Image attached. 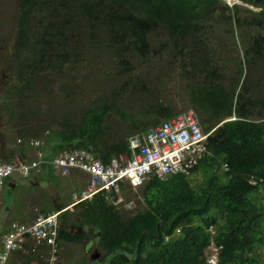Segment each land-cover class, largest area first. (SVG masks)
Masks as SVG:
<instances>
[{
    "label": "trees",
    "instance_id": "1",
    "mask_svg": "<svg viewBox=\"0 0 264 264\" xmlns=\"http://www.w3.org/2000/svg\"><path fill=\"white\" fill-rule=\"evenodd\" d=\"M237 1L255 10L242 19L237 16L238 5L226 7L231 13L224 32L229 26L244 25L255 34L243 52L242 65L236 64L239 79H231L229 87L224 86L218 67V53L224 47L213 41L211 22L221 15L214 11L218 0L21 1L17 52L27 51L32 58L38 56L36 59L71 60L78 65L83 64L82 56L104 57L106 66L133 76V55L149 61L153 54L168 53L172 64L180 60L179 69L190 81L191 110L202 131L207 134L214 129L206 138L204 156L189 175H170L163 180L150 177L139 187L142 211L127 217L125 210L120 212L98 193L79 203L75 212L60 216L58 244L79 243L83 234L94 235L103 251L96 264H208L206 254L211 248L217 264H264V121L250 116L252 112L263 116L259 107L264 108V103L250 100L247 75L240 84L241 67H248V58L253 62L264 58V0ZM151 35L164 40L154 47ZM215 46H220V51ZM232 57L236 62L237 54ZM32 64L28 60V66ZM107 70L105 74L110 72ZM138 84L145 90L140 81ZM72 86L68 83L63 88ZM18 92L16 89L15 94ZM147 99L152 101L153 97ZM115 104L101 97L73 121L69 113H61V128H52L59 116L51 114L48 128L38 127L34 133L19 137L25 141L17 150L18 156L27 158L29 141L38 140L43 142L39 149L47 157L85 150L107 163L130 151L128 139L120 138L112 145L104 141L111 134L104 124L106 116L115 113L129 119L133 131L145 132L179 114L156 100L154 105L141 108L146 121L138 123ZM75 226L87 231L68 230Z\"/></svg>",
    "mask_w": 264,
    "mask_h": 264
},
{
    "label": "rangeland",
    "instance_id": "2",
    "mask_svg": "<svg viewBox=\"0 0 264 264\" xmlns=\"http://www.w3.org/2000/svg\"><path fill=\"white\" fill-rule=\"evenodd\" d=\"M21 1L0 0V160L8 157L14 164L24 162L25 159H21L17 154V150L25 141L24 138H19L22 134L34 133L33 131H36L38 127L48 128L47 119L51 114L56 113L59 120H55L52 128H61V113H69V116H72L70 120L73 121L75 117L81 116L79 112L82 109L101 97H108L110 102H117L115 105L138 123L146 121L141 108L154 105L156 100L164 108L179 111L177 115L192 113L197 122V115L192 112V103L189 101L190 81L182 75V69H179L181 68L180 60L172 64L173 57L168 53L153 54L149 61H143L140 57L133 55L131 58L135 71L133 76L123 73L116 67L106 66L104 57L82 56L80 60L83 64L78 65L73 64L71 60L59 62L47 56L36 59L38 56L32 58L33 55L27 51L17 52ZM233 5L240 7L236 12L242 19L249 18V11L255 10L237 0H218L214 10L221 14L216 16L211 24L214 27L213 41L224 47V50L218 53L221 59L218 67L219 73L224 76L225 87L230 86L231 79H239L235 69L237 65H242L243 52L249 47L250 38L255 34L253 29L244 25L229 26L230 30L227 33L224 32L227 27L225 20L231 13L226 7L233 8ZM71 39L75 40L73 37ZM162 40L164 37L153 36L151 44L154 43V47H157ZM217 47L220 51L221 47ZM232 54L233 57L237 54L236 62L231 59ZM248 56L252 57V54L249 53ZM15 57L18 58L15 60ZM27 59L33 63L32 66H28ZM255 61L248 58L246 63L248 67L246 68L245 65L241 67L243 71L240 84L247 75L246 87L249 86L250 100L255 102L259 100L258 103H264V75L260 74L264 72V58L260 57ZM107 69L112 73L105 74ZM137 81L145 84V90L142 91ZM68 83L73 86L63 88V85ZM14 89L20 92L15 94ZM239 89L240 86L235 92L234 102ZM7 91H10L12 97L8 98L10 94ZM148 96L150 99L153 97L152 101L147 99ZM243 97L245 101L246 95ZM259 111L262 113L264 108L259 107ZM250 116L252 119L264 121V115L252 112ZM104 124L111 133L104 141L110 145L120 138L125 140L139 134L133 131L134 128L130 126L129 119L124 120L115 113L106 116ZM27 154L28 159L35 158L34 148H30ZM15 178V189L4 187L0 191V238L12 223H29L35 215L42 213L44 208L49 211L60 209L68 203L70 195L78 192L85 183L73 176L60 175L46 165L40 166L39 173L35 172L31 177ZM192 184L195 185L196 182ZM119 197L120 202L115 205L120 212L125 210L127 217L144 209L140 188H126ZM59 201L62 202L60 205ZM128 203L131 205L128 206ZM70 217L75 219V216ZM68 230L72 233L87 231L78 226L69 227ZM83 235L85 237L79 243L59 244L58 264H96L102 257L103 251L98 246L94 235L89 233ZM94 255H97L96 259H92ZM16 259L21 264H31L35 257L17 254Z\"/></svg>",
    "mask_w": 264,
    "mask_h": 264
},
{
    "label": "built area",
    "instance_id": "3",
    "mask_svg": "<svg viewBox=\"0 0 264 264\" xmlns=\"http://www.w3.org/2000/svg\"><path fill=\"white\" fill-rule=\"evenodd\" d=\"M206 137L192 113H185L131 136L128 139L130 153L107 163L85 150H74L50 159L38 152L36 158L18 164L0 160V191L15 176H28L38 171L42 164L64 176L74 169L87 175L85 186L71 195V202L64 209L37 214L29 223H12L8 227L0 238V264H7L11 254L16 252L36 255L32 264H58L57 228L63 211L73 212L75 205L98 193L114 204L119 203L124 186L140 187L150 177L163 180L170 175L189 174L205 154ZM113 196L117 197L115 201Z\"/></svg>",
    "mask_w": 264,
    "mask_h": 264
},
{
    "label": "clouds",
    "instance_id": "4",
    "mask_svg": "<svg viewBox=\"0 0 264 264\" xmlns=\"http://www.w3.org/2000/svg\"><path fill=\"white\" fill-rule=\"evenodd\" d=\"M233 120H234V118H232ZM227 120H231V119H226L225 121H227ZM164 121V120H163ZM162 122V121H161ZM158 125V124H157ZM156 125V126H157ZM155 127V126H154ZM154 127H152V128H154ZM152 128H150V129H152ZM201 128V127H200ZM150 129H148L147 131H149ZM202 130V129H201ZM214 130V129H213ZM213 130H211L209 133H207L206 135L208 136ZM147 131H145V132H147ZM138 132V131H137ZM141 133H144V132H139V134H141ZM204 133V132H203ZM205 134V133H204ZM207 138V137H206ZM33 141H31V142H29V144H31ZM128 146H129V141H128ZM40 147H37V148H35L34 150H35V158H36V154L39 152V153H41L42 155H43V157L45 158V159H50V158H52V157H54V155L53 156H51V157H47V156H45L44 155V153L39 149ZM74 151V150H73ZM69 152H71V151H69ZM69 152H62V153H60V154H63V153H69ZM57 155H59V154H57ZM57 155H55V156H57ZM118 157V156H117ZM113 158H115V157H113ZM23 159H25V161H28V160H31V159H28V157L27 158H23ZM34 159V158H33ZM2 161H4V160H2ZM6 162V161H5ZM7 162H9V161H7ZM42 165H45V164H42ZM41 165V166H42ZM46 166H48V165H46ZM51 167V166H50ZM193 169V168H192ZM75 170V169H74ZM225 170H226V168H225ZM191 171V170H190ZM39 173V170L38 171H32L28 176H24V177H26V178H28V177H31L34 173ZM82 172V171H81ZM57 173V172H56ZM84 173V172H83ZM189 174H190V172H189ZM189 174H185V175H189ZM69 175V174H68ZM66 176V175H65ZM87 176V175H86ZM15 177H17V176H15ZM13 178L12 179V181L11 182H9V183H13V182H15V179L16 178ZM19 177V176H18ZM165 179V178H164ZM86 184V183H85ZM85 186V185H84ZM142 186V185H141ZM140 186V187H141ZM126 188H131V187H128V186H124L122 189L123 190H125ZM137 188H139V187H137ZM137 188H132V189H137ZM122 190V191H123ZM122 191H121V193H122ZM79 192V191H78ZM73 193H76V192H73ZM72 193V194H73ZM71 194V195H72ZM71 195H70V199H71ZM117 198V197H116ZM86 201H88V200H86ZM109 202H111V203H113V201H110V200H108ZM70 202H71V200H70ZM81 203V202H80ZM70 204V203H69ZM69 204H67V205H65L64 207L62 206L60 209H55V210H62V209H64L66 206H68ZM79 204V203H78ZM77 204V205H78ZM114 204V203H113ZM130 203H128V205H129ZM77 205H75V207L77 206ZM127 205V204H126ZM75 207H74V209H75ZM55 210H51V211H55ZM51 211H47V212H44V211H41L42 213H38V214H47V213H49V212H51ZM74 211V210H73ZM64 212H69V211H63L62 213H61V215L64 213ZM72 213V212H71ZM60 215V216H61ZM36 216V215H35ZM35 216H34V218H35ZM60 216H59V221H58V228H57V230H59V227H60ZM33 218V219H34ZM32 219V220H33ZM24 224V223H23ZM26 224V223H25ZM11 225V224H10ZM57 237H58V235H57ZM57 241V240H56ZM57 244H58V242H57ZM58 247H59V249H60V246H59V244H58ZM212 250H214L213 248H211ZM17 254H23V255H29V257H31V258H34L35 257V259L32 261V263L34 262V261H36V255H32V254H25V253H20V252H16V253H13V254H11V256L12 255H17ZM10 258V257H9ZM31 263V264H32ZM207 263L208 264H217V258H216V252L214 251H210V250H208V253H207Z\"/></svg>",
    "mask_w": 264,
    "mask_h": 264
},
{
    "label": "crops",
    "instance_id": "5",
    "mask_svg": "<svg viewBox=\"0 0 264 264\" xmlns=\"http://www.w3.org/2000/svg\"><path fill=\"white\" fill-rule=\"evenodd\" d=\"M66 176H73L74 178H78V179H80V180H82V181H84L85 183H86V180H87V176H86V174L85 173H83V172H81V171H79V170H72L70 173H69V175H66ZM18 177V176H17ZM79 181V180H78ZM85 183H84V185H85ZM84 185L82 186V188L84 187ZM15 186H16V179H15V182H13V183H6V185L4 186V187H8V188H11V189H15ZM3 187V188H4ZM2 188V189H3ZM81 188V189H82ZM69 199V201H68V203L67 204H69L70 203V198H68ZM62 202L61 201H59V205L61 204ZM67 204H65V205H67ZM64 205V206H65ZM63 206V207H64ZM42 210H45L44 212H47L48 211V209H46V208H44V209H42ZM18 258V257H17ZM7 264H21L17 259H16V255H12V256H10V258L8 259V261H7Z\"/></svg>",
    "mask_w": 264,
    "mask_h": 264
},
{
    "label": "bare ground",
    "instance_id": "6",
    "mask_svg": "<svg viewBox=\"0 0 264 264\" xmlns=\"http://www.w3.org/2000/svg\"><path fill=\"white\" fill-rule=\"evenodd\" d=\"M227 1H232V0H227ZM228 29V28H227ZM245 69V68H244ZM145 85V84H144ZM185 114V113H184ZM170 119V118H169ZM167 120V119H166ZM197 120V119H196ZM198 122V121H197ZM248 129V128H247ZM142 132V131H141ZM138 134V133H137ZM136 135V134H135ZM133 136V135H132ZM127 139H129V138H127ZM29 142H31V141H29ZM34 143H37V145L36 146H33V145H31V144H29V146H32L34 149L35 148H37V147H41L42 145H43V142H40V141H33ZM31 147V148H32ZM129 147V146H128ZM50 167V166H49ZM148 182V181H147ZM253 198V197H252ZM241 204V203H240ZM77 207V206H76ZM114 208V207H113ZM82 231V230H81ZM60 243V242H59ZM207 255V254H206Z\"/></svg>",
    "mask_w": 264,
    "mask_h": 264
},
{
    "label": "flooded vegetation",
    "instance_id": "7",
    "mask_svg": "<svg viewBox=\"0 0 264 264\" xmlns=\"http://www.w3.org/2000/svg\"><path fill=\"white\" fill-rule=\"evenodd\" d=\"M68 116H69V115H68ZM68 116H67V117H68ZM70 118H71V117H70ZM36 135H38V134H32L31 136H33V137H38V136H36Z\"/></svg>",
    "mask_w": 264,
    "mask_h": 264
},
{
    "label": "water",
    "instance_id": "8",
    "mask_svg": "<svg viewBox=\"0 0 264 264\" xmlns=\"http://www.w3.org/2000/svg\"><path fill=\"white\" fill-rule=\"evenodd\" d=\"M96 258H97V255L92 256V259H96Z\"/></svg>",
    "mask_w": 264,
    "mask_h": 264
}]
</instances>
